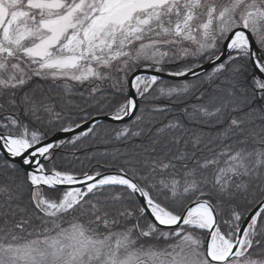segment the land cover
I'll return each mask as SVG.
<instances>
[{"label":"snow or ice","instance_id":"snow-or-ice-1","mask_svg":"<svg viewBox=\"0 0 264 264\" xmlns=\"http://www.w3.org/2000/svg\"><path fill=\"white\" fill-rule=\"evenodd\" d=\"M0 264H264V0H0Z\"/></svg>","mask_w":264,"mask_h":264},{"label":"trees","instance_id":"trees-1","mask_svg":"<svg viewBox=\"0 0 264 264\" xmlns=\"http://www.w3.org/2000/svg\"><path fill=\"white\" fill-rule=\"evenodd\" d=\"M103 151V149H101Z\"/></svg>","mask_w":264,"mask_h":264}]
</instances>
